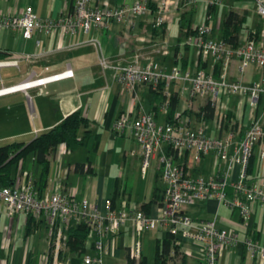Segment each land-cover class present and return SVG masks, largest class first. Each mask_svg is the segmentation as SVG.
Wrapping results in <instances>:
<instances>
[{"label": "crops", "instance_id": "obj_1", "mask_svg": "<svg viewBox=\"0 0 264 264\" xmlns=\"http://www.w3.org/2000/svg\"><path fill=\"white\" fill-rule=\"evenodd\" d=\"M100 1L90 0V4ZM105 1L110 5L146 1L148 7L155 11L159 0ZM186 1L178 0L176 7L170 10V21L162 23L160 27L151 25L150 16L141 15L134 17L131 25L106 20L105 28L73 34L60 30L52 33L33 30L28 38H24L16 29L0 28V62H5L0 65V86L17 84L26 78L71 71L69 77L44 86L0 96H7L4 106L8 124L13 126L12 132H17L13 136L18 139L14 141H29L36 133L50 128L73 110H79L89 119L87 128L91 132L82 145L61 153L58 146L63 144L59 143L54 151L47 154L48 170L42 194L58 187L61 193L76 200L86 199L89 208L96 207L99 211L104 210L105 201L109 200L114 209L134 207L147 216L156 215L157 202L148 201L153 186H161L157 157L152 158L155 161L152 166L149 162L148 166L141 169L140 148L129 130L124 128L119 134L112 131L119 114L127 113L130 118H134L139 110L150 111L148 89L145 85L138 86L135 89L136 99L130 103L129 93L120 90L112 77V69L102 67L99 60L103 59L111 66H123L133 62L142 64L153 59L165 72L172 66L180 69L196 67L198 60L194 51L182 47L184 29H180L178 23L181 12L188 8ZM224 2L209 10L207 25L210 37L219 38L220 22L228 9L238 14L245 12L242 24L245 29L253 30L260 25L250 0H227L226 5ZM69 3L72 0H0V13L13 15L30 7L40 17L56 18L70 7ZM190 6L193 11L190 24H194L199 18L202 20L206 7L199 0H194ZM244 31H239L238 37H243ZM205 61L207 64L204 69L218 78L219 68L214 73L213 64L210 60ZM225 77L229 80L239 79L248 85L262 80L264 70L249 65L239 73L237 60L233 58ZM180 86V83H174L170 91L176 92ZM205 102L206 98L191 99L192 108L185 112L191 126L198 124L199 120L193 113ZM225 102L228 109L218 131L212 127L210 117L203 120L211 136L232 132L229 147L232 150L242 137L251 116L261 113L264 94L258 95L253 108L248 106L246 96L238 94L228 95ZM178 105L177 101L175 110ZM0 114H5L1 107ZM156 121L162 122L160 118ZM183 160L193 176L202 178L218 176L223 166V162L212 151L198 154L197 157L185 153ZM249 160L245 182L264 188V146L260 142L252 145ZM238 171L235 165L230 180L237 178ZM36 173L37 165L28 155L23 167L16 170L14 181L31 182ZM225 191L227 198L233 195L229 185ZM249 208L244 221L236 208L217 203L211 198L199 200L185 208L192 223L214 219L218 227L235 234L237 242L222 249L216 264H264V260L251 256L243 245L245 240L264 245V203L255 200ZM163 232L153 229L136 232L129 222H125L114 234L103 237L101 264H126V252L135 240L140 241L144 264H153L155 243ZM47 234L48 227L43 218L23 213L8 218L4 205L0 204V264H42V257L47 250ZM175 237L185 254L184 264H199V243L188 237ZM91 246L92 238L88 236L84 241V253H91ZM65 254L70 257L67 249Z\"/></svg>", "mask_w": 264, "mask_h": 264}, {"label": "built area", "instance_id": "obj_2", "mask_svg": "<svg viewBox=\"0 0 264 264\" xmlns=\"http://www.w3.org/2000/svg\"><path fill=\"white\" fill-rule=\"evenodd\" d=\"M193 1L187 0L186 3ZM177 2L178 0H159L154 11L148 7L146 1L110 5L105 0L96 4H90V0H72L70 7L56 18L40 17L30 7H25L13 15L0 13V28L16 29L24 38H28L33 30L44 33L60 30L73 34L105 28L106 20L131 25L133 18L141 15L150 16L151 25L159 26L170 21V10L176 7ZM201 2L204 7L220 6L224 0ZM250 3L260 19L258 31L253 33L251 30L249 36L245 33L243 37H238L234 46L221 38L209 36L210 29L204 19L208 20L210 16L204 12L202 20L191 25L195 33L184 37L182 43L193 47L197 60L219 63L218 78L211 71L198 67L180 69L172 66L165 72L153 59L142 64L133 62L123 66H111L103 59L99 60L102 67L112 69V77L119 84L120 90L129 93L130 103L136 99L135 89L140 85L152 90L160 89L165 96L159 107L160 112L166 109L171 86L174 83L181 84L176 90L179 105L174 110V122H157L148 111L139 110L134 118H130L127 113L119 114L112 127L118 134L124 128L129 130L140 148L141 169L148 166L154 156L157 157L162 187L161 200L156 204V215L150 217L134 207L114 209L109 200L105 201L103 211L96 207L89 208L86 199L76 200L61 193L58 187L49 193L35 196L28 180L16 179L11 186L1 187L0 204L4 205L8 218L17 213L30 214L43 218L47 224V250L42 257V264H70V257L65 254L66 246L63 243V228L69 223H83L88 230V236L92 238V251L81 255L80 264H101L103 237L114 234L125 222H129L136 232L148 229L169 230L175 236L188 237L198 242L199 264H216V258L222 249L237 242L235 234L218 227L214 219L192 223L185 208L199 200L211 198L217 203L236 208L244 221L248 217L251 202L258 200L264 203V188L245 182V169L252 145L260 142L264 146V106L259 115L251 116L242 137L232 150L229 149L232 132H225L223 136H211L207 133L208 125L204 120L191 126L185 112L192 108V98H206L212 109L209 120L218 131L228 109L225 102L228 95L246 96L248 106L253 108L258 95L264 94V77L248 85L241 83L239 79L229 80L225 77L233 58L237 60L239 73L249 65L264 70V0H250ZM4 63L0 62V65ZM70 75L71 71L64 70L26 78L17 84L0 86V96L30 87L44 86ZM58 150L61 153L69 151L64 145H59ZM208 151H212L223 162L218 176H193L184 164V154L191 153L192 157H197L198 154ZM235 165L239 168L238 176L230 180ZM227 185L233 192L230 198L226 196ZM243 245L251 256L264 260V245L251 240H245ZM140 251V241L135 240L127 253L137 262Z\"/></svg>", "mask_w": 264, "mask_h": 264}, {"label": "trees", "instance_id": "obj_3", "mask_svg": "<svg viewBox=\"0 0 264 264\" xmlns=\"http://www.w3.org/2000/svg\"><path fill=\"white\" fill-rule=\"evenodd\" d=\"M192 3L193 2L186 3L188 8L183 10L178 18L180 29H184L183 38L195 33V30L191 27L192 24H190V18L193 12L191 9L192 6H190ZM69 4L71 5V3ZM214 6L216 5H207L205 14L209 15V10L213 9ZM244 13L245 12L238 14L235 10L228 9L220 22L219 38L234 46L239 31L245 30L244 32L249 36L251 30L245 29L242 25L245 20ZM204 22L207 24L208 21L206 18ZM160 26L161 25H159V27ZM258 27L253 29V33L258 31ZM182 47L183 49L194 51L192 46L189 48L190 45L185 43H182ZM206 64L207 62L205 60H198L196 67L204 69ZM213 66L215 73L218 70L219 63L215 62ZM147 89L150 103L149 113L153 118L155 120L160 118L164 123L174 122V110L177 104L176 92H170L166 109L164 112H160L159 107L164 102L165 96L160 89L152 90L149 87H147ZM193 115L195 118H198L199 121H202L203 118L211 117L212 109L208 101L206 100L205 104L200 106ZM88 123L89 119L83 116L79 110H73L50 128L36 133L25 143L22 141H11L1 144L0 188L11 186L14 183L16 170L18 167L20 169L23 167L24 159L29 155L32 162L37 165V173L35 174V178L30 182V185L35 196H40L46 185L48 170L47 154L54 151L59 143H62L69 150H73L82 145L91 132V130L87 128ZM112 131L115 132L113 129ZM249 166L250 160L248 158L245 174ZM161 196L162 187L155 184L148 202H159ZM63 235V243L70 255V264H80V257L84 253V241L88 237L86 226L83 223H69L63 228ZM184 257L185 254L180 247L178 239L169 230H165L158 242L155 243L153 264H184ZM126 264H144V258L140 254L137 262H135L126 252Z\"/></svg>", "mask_w": 264, "mask_h": 264}, {"label": "rangeland", "instance_id": "obj_4", "mask_svg": "<svg viewBox=\"0 0 264 264\" xmlns=\"http://www.w3.org/2000/svg\"><path fill=\"white\" fill-rule=\"evenodd\" d=\"M199 1L201 2V0H199ZM226 1L224 2V5L228 4ZM201 4H202V2H201ZM217 18H219V16ZM199 20H200V18H199ZM189 48H191V46ZM6 98H7V96L0 98V107L2 109V113H5V114H0V145L7 143V142H10V141H14V139H18L15 136H13L17 132H12L13 126H11V127L9 126L7 118H6L7 115H6V112H5L6 109L4 106L6 103V100H5ZM149 162H150V165L152 166L155 161L153 159H151Z\"/></svg>", "mask_w": 264, "mask_h": 264}]
</instances>
